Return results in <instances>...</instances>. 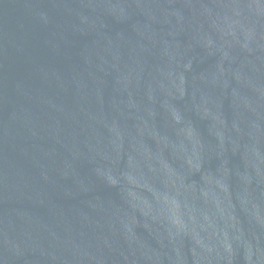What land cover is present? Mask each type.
I'll return each instance as SVG.
<instances>
[{"label": "water", "instance_id": "water-1", "mask_svg": "<svg viewBox=\"0 0 264 264\" xmlns=\"http://www.w3.org/2000/svg\"><path fill=\"white\" fill-rule=\"evenodd\" d=\"M0 264H264V0H0Z\"/></svg>", "mask_w": 264, "mask_h": 264}]
</instances>
